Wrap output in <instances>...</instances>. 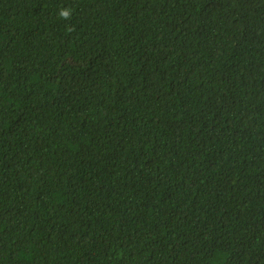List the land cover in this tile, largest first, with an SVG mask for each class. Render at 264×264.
<instances>
[{
  "label": "trees",
  "instance_id": "1",
  "mask_svg": "<svg viewBox=\"0 0 264 264\" xmlns=\"http://www.w3.org/2000/svg\"><path fill=\"white\" fill-rule=\"evenodd\" d=\"M0 264H264V0H0Z\"/></svg>",
  "mask_w": 264,
  "mask_h": 264
},
{
  "label": "clouds",
  "instance_id": "2",
  "mask_svg": "<svg viewBox=\"0 0 264 264\" xmlns=\"http://www.w3.org/2000/svg\"><path fill=\"white\" fill-rule=\"evenodd\" d=\"M68 15H69V13L66 10L60 12L61 17L67 18Z\"/></svg>",
  "mask_w": 264,
  "mask_h": 264
}]
</instances>
